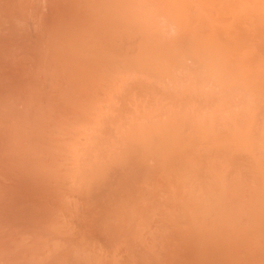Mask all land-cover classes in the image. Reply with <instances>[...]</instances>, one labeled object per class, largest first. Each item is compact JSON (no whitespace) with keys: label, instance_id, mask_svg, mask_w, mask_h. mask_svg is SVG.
<instances>
[{"label":"bare ground","instance_id":"1","mask_svg":"<svg viewBox=\"0 0 264 264\" xmlns=\"http://www.w3.org/2000/svg\"><path fill=\"white\" fill-rule=\"evenodd\" d=\"M218 1L0 0V264H264V51L256 64L262 41L255 43L259 51L254 43H249L255 34L256 38L263 36L258 30L264 15L257 10L262 16L260 23L248 24L246 12L253 8L251 0L232 3L243 12L233 16L238 27L227 34L228 40L242 43L243 49L247 46L243 43H249L254 51L253 56L248 46L245 53H234L233 57L231 50L236 47L214 43L213 33L218 26L211 23V17V27L206 26L203 18L218 11L222 3ZM254 1L263 11L264 0ZM232 8L235 14L237 8ZM219 12L220 15L222 11ZM189 20L196 21L194 24L199 21V29ZM255 25L260 35L255 29L253 32ZM171 26L175 31L179 26L178 31L182 32L173 33ZM187 27L190 32L186 40H193L188 41L189 45L199 46L193 44L195 52L190 50L188 54L191 60L195 59L192 61L198 70L196 66L189 67L203 72L206 79L212 77L209 82L222 80L216 77L220 71L225 72L227 64L223 63H236L238 70L234 73L232 65L226 67L230 74L223 81L224 86L219 85L222 81L216 85L221 92L227 84L230 90L237 86L234 90L245 91L242 98L249 100H244V104L242 93L237 91L244 106L236 110L235 105H241L239 97H235L236 104L229 102L234 103L233 110L219 99L223 110L228 107L227 117L226 110H222L223 114L215 112L216 103V108L212 105L215 110H208L215 112L214 119V112L212 115L203 111L205 105L200 111L203 109L206 114L198 113V117L193 112L198 104L188 108L198 118L191 114L188 117L186 109V115L177 109L170 114L172 110H167L164 119L160 116L169 103L162 107L159 99L156 104L154 100L157 108L154 105L155 109H149L148 99L143 104L142 95L140 105L135 102L139 100L137 94L136 98L132 94L135 101L128 98L133 86L131 80L132 88L126 81L133 69L135 73L146 72L147 77L149 71L151 76L165 72L167 76L160 75L171 81L177 80L179 73L184 77L181 67L185 65L181 63L188 55L183 60L177 42L183 39ZM239 27L244 31L240 32ZM189 45L186 46L192 48ZM202 46L209 47L208 51ZM261 47L264 49V44ZM182 48L186 53L189 50ZM219 51H224V56L218 57ZM173 56L178 67L181 65L177 67L181 69H177L179 73H175L177 62ZM217 60L221 68L211 66ZM167 66L174 70L172 78ZM190 68L187 70L192 71ZM124 71L128 74L124 75ZM189 71V75L195 72ZM195 74H199H192L195 78H204L191 84L194 77L188 76V88L182 83L186 80L180 78L189 91L197 81H207L199 72ZM141 80L142 91L148 83ZM160 80L165 84L157 83L166 87V82H170ZM230 80L231 85L227 83ZM174 82L172 86H178ZM208 83L206 88H201L204 82L201 87L197 84L203 89L201 92L211 88ZM159 85L152 87L164 90ZM135 86L133 91L137 93L138 85ZM170 86L164 90L166 93ZM210 90L209 93L213 89ZM149 93L147 98L153 99ZM173 95L177 102L180 98L176 100ZM220 95L218 98H223ZM165 96L164 93L162 100L159 95L162 101L167 100ZM125 97L135 102L134 110L130 104L127 108V113L128 109L132 111L129 116H134L128 119L123 115L125 126L109 128L108 134L116 131L120 140L113 139L122 143L120 148L107 149L106 131L113 124L112 118L118 116ZM175 101L174 105L180 107ZM141 104L146 107L141 108ZM195 104L196 100L192 106ZM9 186L13 191L7 190ZM6 201L16 204L4 206ZM173 237L182 239L183 244L172 247Z\"/></svg>","mask_w":264,"mask_h":264},{"label":"rangeland","instance_id":"2","mask_svg":"<svg viewBox=\"0 0 264 264\" xmlns=\"http://www.w3.org/2000/svg\"><path fill=\"white\" fill-rule=\"evenodd\" d=\"M253 1H254V0H251L250 2H251V5H252V7H253L254 9L251 7L252 9H251V8H250V9H251L252 11H251V10H248V11L246 12V14L248 13V14H247V20H249V23H248V24H250L251 22H253L254 24H255L256 22H257V23H258V22L260 23V18L262 17L261 14L264 15V8H262L263 11H260V10H259L260 8H258V6H256V5L254 4L255 1H254V2H253ZM218 2H219V3H221V2L223 3L222 0H220V1H218ZM227 2H228V4H227ZM233 2H235V0H226V3H225V1H224V3H223L224 5L221 3L220 8H219L220 11H222L221 14H220L221 16L219 15V13H220V12H219V9H218V11L215 10V11H214L215 13L212 12V13H210V14H207V15H204V16H203V18H204L205 21L207 22V23H206V26L211 27V23H212V22H215L214 24H216V25H214V24H212V25H214L215 27L218 26V27H216V30H215L214 33H213V35H214V36H213V39H216L214 43H217V42H218V43L223 44V45L227 44V45H229L230 48H231V47H232V48H233V47H236V48H233V50H231V52H232V55L235 53V55L238 56V53H239V52H244V51H246L247 49H249V47H250L249 51L252 49V48H251L252 45H249V43H250V44L254 43L253 46L255 47V45L258 44V41H259V42L262 41V42H261L262 44L260 45L261 50H260V48H258V47H257V48L260 50V52H261V51H264V49H262V47H261V46L264 44V38H261L262 40H259V37H264V34H262L263 36H261L260 34H258V32H257V29H258V28H257V29L255 28L257 24H256L254 27H252V28H253L252 30H253V32H255V30H256L255 33H257V34L260 35V36H259L258 38H256L257 35L255 34L254 36H256L255 38H256L257 40L254 38L253 41H252V40L249 41L248 44H247V43H243V46H244L245 44L247 45V46L245 45L246 47H244V49H243V47H241V46H242V43L236 42L235 40H234V41L232 40L234 43H233V42H231V43L229 42V41H231V40H230V39L228 40V35H227V34H230V31H231V29H232L233 27H238V26L236 25V23H235L236 18H235V17L233 18V16H234V15L237 16V15L239 14V12L241 11V10L239 11V8H237L234 4H232ZM231 4H232V6H231ZM233 6H234L235 8H237V11H236L235 14H234L235 11L233 12V9H234V8H232ZM256 7H257V8H256ZM231 8H232V9H231ZM165 9H166V8H165ZM222 9H223L224 11H223ZM225 9H226L227 11H229V12L232 10V11H231V13L233 12V14H231L232 16H230V14H228L229 12H226ZM230 9H231V10H230ZM242 10H243V9H242ZM253 10H254L255 12H254ZM257 10H258L261 14L258 13ZM164 11H165V10H164ZM166 11H167V13H169L168 10H166ZM169 11H170V10H169ZM244 11H245V10H244ZM249 11H251V12H250L251 15L249 14ZM256 11H257V12H256ZM170 12L172 13V11H170ZM218 12H219V13H218ZM223 12H224V13H223ZM242 12H243V11H242ZM242 12H240V13H242ZM164 13H165V12H163V14H164ZM167 13H165L164 15H166ZM171 13H169V14H171ZM173 13H174V12H173ZM173 13H172V14H173ZM217 13H218V14H217ZM226 13H227V15H225ZM256 13H257V14H256ZM169 14H167V15H169ZM212 14H213V15H212ZM214 14H215V17H216V18L214 17ZM244 14H245V13H244ZM196 15H198V12L194 14V18H195V19H194V18H193V19L197 21L198 18H197ZM210 15H211V16H210ZM216 15H218L219 17L216 16ZM224 15H225V17H224ZM241 15H242V14H241ZM241 15H240V16H241ZM249 15L252 16V17H250ZM195 16H196V17H195ZM206 16H207V17H206ZM222 16H223V17H222ZM229 16L233 19L234 22L230 19ZM260 16H261V17H260ZM210 17L213 19V21L210 19ZM220 17H221L222 19H220ZM228 17H229V18H228ZM227 18H228V19H227ZM250 18H253V19L250 20ZM225 19H226V22H225ZM238 19H239V18H238ZM210 20H211V23H209ZM214 20H215V21H214ZM217 20H218V22H216ZM220 20H221V21H220ZM223 20H224V23H222ZM227 20H228V21H227ZM230 20H231L232 22H230ZM196 21H195V22H196ZM189 22H190V23L192 22V24L194 25V28H195V29H199V28H197V27H198L197 24H200L199 21L197 22V24H194L195 22H193V20H192V21L189 20ZM228 22H229V23H228ZM225 23H227V24H225ZM230 23H231V24H230ZM233 23H235L236 26L233 25ZM262 23H263V22H262ZM207 24H208V25H207ZM219 24H220V27H219ZM222 24H223V25H222ZM224 24H225V25H224ZM251 24H252V23H251ZM263 24H264V23H263ZM263 24H262V25H261V24H260V25L258 24V25H259L260 28H261V26H262L263 28H261V29H263V31H264V25H263ZM172 25H173V24H172ZM179 25H180V24H179ZM195 25H196V26H195ZM228 25H229V28H226V26H228ZM230 25H232V26H230ZM187 26H188V25H187ZM222 26H224L225 28L223 27V29H222V28H221ZM171 27H172V26H171ZM177 27L179 28V26H176V28H177ZM185 27H186V25H185ZM185 27L182 26L181 28H185ZM190 27L192 28V26H190ZM230 27H231V28H230ZM240 27H241V26H240ZM240 27L238 28V30H239L240 32H241V30L244 31L243 28H240ZM249 27H250V26H249ZM249 27H248V28H249ZM173 28H175V27H172L171 29H173ZM178 28H177V31H175L176 29H175V30L173 29L174 31L171 30V29H169V30L173 31V33L182 32L181 29L178 31ZM188 28H189V27H187V30H188ZM212 28H213V27H212ZM219 28H221V29H219ZM248 28H247V30H249L251 27H250L249 29H248ZM260 28H259L258 31H259L260 33H261V32L264 33L263 31H261ZM185 29H186V28H185ZM225 29H226V30H225ZM240 29H241V30H240ZM254 29H255V30H254ZM187 30L184 31V32H186V33H183V34H182V35L184 36L183 39H180V40L177 42V46H178L177 49L180 50L179 53H180L181 50H182V53H183V60L185 59V58H184V57H185L184 55H188V54H190L192 51L195 50V49L193 50V47H192L194 43L191 44V45H189V43H191L193 40H192L190 37H189V40H188V39L186 40V36L189 35V32H190V29H189L188 31H187ZM223 30H224V31H223ZM247 30H246V31H247ZM219 31H221L222 33H224L225 36H224V35L220 36L221 33H220ZM217 32L219 33V36H220V37L218 36ZM247 32H248V31H247ZM243 33H244V32H243ZM251 33H252V32H250L249 34L251 35ZM180 34H181V33H180ZM252 34H254V33H252ZM226 35H227V36H226ZM250 35H249V37L252 38ZM216 36H217V37H216ZM223 36H224L225 38H223ZM218 37H219V38H218ZM221 38H223V39L221 40ZM226 38H227V39H226ZM224 39L226 40V42H225ZM219 40H220V42H219ZM223 40H224V41H223ZM254 40H255V42H254ZM185 41H186V42H185ZM188 41H189V43H188ZM184 42H185V44L187 43V44H188L190 47H192V48H189L188 46H186L187 44L185 45ZM221 42H222V43H221ZM223 42H224V43H223ZM251 42H252V43H251ZM256 42H257V43H256ZM237 43H239L240 45L237 44ZM255 43H256V44H255ZM231 44H232V45H231ZM195 45H196V47H199V46H197V45H198L197 43L194 44V46H195ZM258 45H259V44H258ZM258 45H256V46H258ZM182 46L185 47V48H184L185 51H186V47H187V49H189V50H188L189 53H188V52H187V53L184 52ZM204 46H206V45L204 44ZM213 46H214V45H211V47H213ZM248 46H249V47H248ZM202 47H203V46H202ZM254 47H253V48H254ZM181 48H182V49H181ZM194 48H195V47H194ZM200 48H201V47H200ZM200 48H196V49H199V50H200ZM208 48H209V47H208ZM208 48L205 49V48L203 47V50L205 49L206 51H208ZM214 48H217L216 45L214 46ZM246 48H247V49H246ZM257 48L255 47L256 51H259V50H257ZM255 49H254V50H255ZM190 50H191V52H190ZM203 50H200V51H203ZM235 50H236V51H235ZM237 50H238V51H237ZM172 52H174V51H171L170 54H173ZM194 52H195V51H194ZM194 52L192 53V55L194 54ZM222 52H223V55L220 54V53H222ZM250 52H252V50H251ZM185 53H186V54H185ZM244 53H245V52H244ZM253 53H254V51H253L251 54L253 55ZM256 53H257V52H256ZM256 53H255V56H256ZM263 53H264V52H263ZM195 54H196V53H195ZM219 54H220V55H219ZM258 54H259V55L256 56V57H257V62H256V64H258V63L260 62V60L264 57L263 54H262V52H261V53L258 52ZM261 54H262L263 57L261 56ZM216 55H217L218 57H219V56L222 57V56H224V51H219V52L216 53ZM239 55H240V54H239ZM193 56H194V55H193ZM195 56H196V55H195ZM195 56H194V58H195ZM253 56H254V55H253ZM259 56L262 57V58L259 59ZM171 57H172V56H171ZM171 57H170V61H171ZM191 57H192V56H191ZM233 57H234V55H233ZM186 58H187V59L189 58L190 61H189V60L187 61V59H185L184 61H183L181 58L179 59V62H180V63H181V61H183V62L186 61V62H187V63H186V62H185V63L182 62L181 65H182V64L185 65V66H182V67H181V65H180V63H179V65H180L179 67H181L182 70H181V69H178V68H179V67H178V61H176L175 57L173 56V58H172V59H174V60L177 62L176 64L173 63L174 65H176V66H175L176 69L174 68L175 73H176V72L179 73L178 70H181V72H182L181 75H183L184 77L182 78V77L180 76V73L177 74V75L180 76V77H178L179 79L181 78L182 80H183V79L186 80V82H185V81L182 82V83L185 84V85H183V84L181 83V81H182L181 79H180V81L178 80L177 75L175 76V74H173V77L175 76V78H176L177 80H174V78H173V80L176 81V82H178V84H177L178 86L174 85V84H176V83H175L174 81L169 80L167 77H166V78H163L164 75L167 76V74H166L165 72H163V73H165V74L163 75V77L161 76L163 73H162V72L159 73V75L161 74V75H160L161 78L159 77V75L157 76V74H156V76L159 77V78H157V79H159V80H157V79L155 78L156 76L153 75V74H154L153 72H152V73H153L152 76L150 75V74H151V71H149L150 74H149L148 77H147L146 72H142L143 74H142L141 72H137V73H135V72H134V69H133V70H131V69H127L128 71L131 70V72L129 71L128 73H132V72H133V74H134V76H133L134 78L131 77V75H133V74H131V75L127 76L128 80H127V78L125 79V80H127L126 83L128 82L127 86L129 85V83H130L129 81H130V80H131V84H132V86H133V88H132V87H130L131 84L129 85V87L132 88V89H129V87H128L129 91L132 90V92H133V93H132V92L130 93L131 96H129L128 98L131 97V99L133 98V101H135L133 96H135V95L137 94L136 96L139 98V100H138V101H135V102H137L136 105L139 104L140 102H142L143 100H145V101H143V104H147V103L149 102V103H148V104H149V107H147V108H149V109H155V106H156L155 104L158 103V99H159V103H158V104H159V105H162V107L165 106V105L163 106V104L166 103V105H167V104L169 103L170 105L168 104L167 106H169L171 109H170L169 107H164L165 109H164V112H163L162 115H161V111H162L163 109H160L161 111H159V115H161L160 117L163 116V118L165 117L164 114H166V112H168V111H170V110H172V111L168 112L169 114H170L171 112H173V111H174V112L177 111V109H178V111L181 110L180 112H181V114H182V113H185L183 110L186 109L185 111H187L188 108H189V109H191L192 107H193V108H196V107H197V104H198V109H195V110L193 111L194 113H197V116H198V115L201 116L202 113L206 114V113L208 112V110H211V108H212L213 110H215L213 107L216 106V103H217L218 108L221 109V110H218V108H217V109L215 110V112H217V111L220 112V111L223 110V109H222V105L220 104V103H221V100H222L225 104H226V103H229V102L232 103V102L236 101L237 99L235 100L234 98L240 96V93H239L238 96H237V93H236L237 91L242 93V94H241V100L243 101V103H244V104L247 103V102H245L244 100L247 101V99H248L249 97H247V99L245 98V99L243 100L242 95H244L246 92H245V91H244L245 93L242 92V90L239 89V88H238V89L236 88V91H235L234 89H235V87H237V86H235V87L231 86V90H230V89H227V87L229 86V85L227 84V85H226V86H227L226 88L221 87V88H224V90L222 89L223 92H221V90H220V86L223 85V81H224V80L226 81V79L228 78V77L226 78V76H227L228 74H230V72L228 71L229 68L227 69L226 67H229V66L232 65L233 68H235V67H234V66H236V63H234L235 61H234V62H231V63H234V65L231 64V65H229V66H228V63H223V65L227 64V66H226V67L224 66V68H223V69H225V70H224L225 72L220 71V69H219V71H220L221 73H218V74H220V76H217L216 78H217L218 80L222 79V80H221L222 83H221V81H218L219 83H221V84H219L220 86L216 85L218 82L215 84V83H213V80H212V81L210 80L211 82L208 81V80H209L208 78H211V79H212V77H207V79H206V75L201 74V73H203V72L198 71V72L201 74V76H202V75L205 76V80H207L206 82H207V83H208V82L210 83V87H211L210 89H213V90H215V89H216V90H219V91H217L218 93L214 92L213 90H212V92L209 93V90H210V89L207 88L208 91L205 89L204 92H208V93H206V99H205L206 102H205V100H204V98H205V94H204L203 91L201 92V90H203V89H201V88H204V87L206 88V85H207V84H205L206 82H205L203 79H202V80H203L202 82H204V86H202V82H199V83H200V84H199L198 81H197V83L195 82V83H196V84H195L196 87L193 86V87H194V88H193L192 85H191L190 91H191L192 89H194V90H192L191 94H190L189 89H187V88H188L187 85H188V83H190V82H189V78H187V77H188V76L191 77L192 74L195 75V76L198 75V77H199V74H197V75L195 74V72L198 73V72L196 71V69L198 68V65L196 64V62H193L195 59H192V60H193V61H192L191 58H190V55H188V57H186ZM192 58H193V57H192ZM215 58H216V56H215ZM232 60H233V59H232ZM232 60H231V61H232ZM234 60H236V57H235ZM191 62H192V63H191ZM216 62L219 63L218 60L215 61L214 63H216ZM188 63H189V64H188ZM194 63H195V65H194ZM212 63H213V62H212ZM217 63H216V64H211V66H212V65H213V66H215V65H218V66H219V64H217ZM9 64H10V63H9ZM229 64H230V63H229ZM167 65H168V64H167ZM174 65H173V66H174ZM186 65H187L188 67H187ZM189 65H190V67H192V66L195 67V66H196V69H193L194 67H193V68H190ZM168 66L171 68L172 65L169 64ZM168 66H167V67H168ZM232 66H231V67H232ZM167 67H166V69H167ZM169 67H168V68H169ZM177 67H178V68H177ZM184 67H187L188 69L190 68V70L192 69V71L195 70V72H194V71H193V72H192V71H189V70H187V68H184ZM219 67H220V66H219ZM237 67H238V66H237ZM170 68H169V69H170ZM172 68H173V67H172ZM183 68H184V70H183ZM220 68H221V67H220ZM169 69H167V71H168ZM177 69H178V70H177ZM223 69H222V70H223ZM226 69H227V70H226ZM174 70L172 71V69H170L169 72L172 71V72L174 73ZM186 70H187V71H186ZM197 70H198V69H197ZM231 70H233V69H231ZM237 70H238V69L235 68L234 71H232L231 73H234V72L237 71ZM188 71H189V73L192 72V74L189 75V74L187 73ZM227 71H228V72H227ZM124 72H125V73H124ZM124 72H123L124 75L128 74L127 71H124ZM172 72L168 75V76L171 75L170 78H172ZM184 72L186 73V75H184ZM217 72H218V71H217ZM167 73H168V72H167ZM207 73H208V72L205 71V74H207ZM139 74H142V75H141V78H140V77H139V78H136V77L139 76ZM144 74H145V75H144ZM147 74H148V70H147ZM187 74H188V76H187ZM137 75H138V76H137ZM193 75H192V76H193ZM145 76H146L148 79H147V78H143V77H145ZM207 76H210V75H207ZM229 76H230V75H229ZM232 76H233V75H232ZM232 76H231L230 78H233V77H234V76H233V77H232ZM129 77H130V78H129ZM152 77H153V78H152ZM193 77H194V76H193ZM198 77H197V78L194 77V78H193V79H194L193 81H192V78H191V79H190L191 84H192V82H193V84H194L195 79H196V80H201V78H204V77H200V78H198ZM220 77H222V78H220ZM149 78H151V79H149ZM133 79H134V80H133ZM138 79H139V81H137ZM141 79H142V80H141ZM143 79H144V80L147 79L148 82H147V80L144 81ZM153 79H154V80H157V82H158V81L160 82V81H161L160 79H164V80H165V79H166V80L168 79L167 81H170V82H169V83L166 82V83H167V87H166V85H164V86L162 85V83L165 84V82H163V81H161L162 83H157L156 81H154V82H156L157 84L162 85L163 87L160 86V85H159V86H160L162 89L166 90V91H167V88H169L168 86H170V85H168V84H171L172 82H173L174 84H173V86H172V84H171L170 89H169V91H168L167 93H166V91H164V90H160V91H161V94H160L159 88H157L158 86H156V89H155V90H154V87H155V86L152 87V85H157L156 83L154 84V82L152 81ZM187 79H188V81H187ZM217 79H216V80H217ZM140 80H141V82H143V83L145 82V84H147V83H148V84H151V83H152V84H151V85H148V84H147V86L144 85V87L147 88V89H144V87L141 86V87H142V91H141V90H140V89H141V88H140V84H139ZM149 80H151V81L149 82ZM228 80H229V79H228ZM231 80H232V79H231ZM231 80H230V81H227V83L230 82V85H231ZM136 81H137V82H136ZM132 82L137 83L138 86H137L136 84L132 83ZM179 82H180V83H179ZM214 82H216V81L214 80ZM209 83H208V84H209ZM211 83H212V84H215L216 86H215V85H212ZM197 84H199V86L201 85L202 87L200 86L201 88L199 89V86H198ZM224 84H226V83L224 82ZM232 84H233V83H232ZM135 85L137 86V90L135 89V90L137 91V93H136L135 91H133ZM141 85H143V84L141 83ZM182 85L185 86V87H187V88L183 87ZM211 85H212V86H211ZM234 85H235V84H234ZM136 86H135V87H136ZM174 86H175L176 88H175ZM188 86H190V85H188ZM208 86H209V85H207V87H208ZM214 86H215V88H214ZM223 86H224V85H223ZM165 87H166V89H165ZM171 87H172V88H171ZM173 87H174V88H173ZM181 87H182L183 90L185 89V90H184L185 93H184L183 91H180V90H179V89H181ZM212 87H213V88H212ZM218 87H219V88H218ZM149 88H150V89H149ZM151 88H152V89H151ZM197 88L199 89L198 93H197ZM232 88H233V89H232ZM176 89H177V91H176ZM186 89H187V92H188V93L186 92ZM225 89H226V90H225ZM150 90H151V91H150ZM157 90H158V92H156ZM178 90H179V91H178ZM216 90H215V91H216ZM227 90H228V91H227ZM232 90H233V91H232ZM239 90H240V91H239ZM147 91H148V92H147ZM152 91H154L155 93H154V92H153L154 94L149 93V92H152ZM163 91H164V92H163ZM172 91H173V92H172ZM195 91H196V92H195ZM210 91H211V90H210ZM224 91H225V92H224ZM230 91H231V92H230ZM234 91H235V92H234ZM141 92H142V93H141ZM171 92H172L173 94H175V96H177V97H176V100H178V99L180 98L177 102L175 101V99H174V95H173ZM174 92H175V93H174ZM177 92H180V93L177 94ZM199 92H200V95H199V96H200V98H202V99H201L202 101L200 100L199 96H197V95L199 94ZM220 92H221V95H220ZM226 92H227V93H226ZM134 93H135V94H134ZM148 93H149V95H150L151 97H152V95L154 96L153 99L150 98V100L152 99L151 102H150L149 98H147V97H148V96H147ZM164 93H165V95H166L164 98H167V100L164 99V101H162V100H163V95H164ZM193 93H194L195 95H194ZM196 93H197V95H196ZM211 93H213V95H212ZM224 93H225L226 95H224ZM229 93H231L232 95L235 94V96H232V95H230ZM128 94H129V92H128ZM132 94H134V95L132 96ZM146 94H147V95H146ZM155 94H157V95H155ZM169 94H170L171 96H170ZM185 94H186V95H185ZM192 94L194 95L193 97H192V96H191V97H186L187 95L190 96V95H192ZM207 94L209 95L208 97H207ZM210 94H211L212 96H211ZM215 94H216V97H215ZM246 94H247V93H246ZM139 95H142L144 98H145V97H146V98L144 99V98L142 97V98H143V100H142L141 96L139 97ZM159 95H160V97H161V95H162V100L160 99ZM167 95H168V96H167ZM181 95H182L183 97H181ZM218 95H220V96L223 97V98H218V97H219ZM229 95H230V96H229ZM136 96H135V98H136ZM150 96H149V97H150ZM172 96H173V97H172ZM195 96L198 98V100H197V98L194 99ZM203 96H204V97H203ZM213 96L215 97V99L218 98V101H219V102H218L217 100H215V99L213 98ZM224 96H225V98H224ZM227 96H229V97H227ZM231 96H232V98H233V101H231V100H232ZM246 96H247V95H246ZM209 97H210V98H209ZM243 97H245V96H243ZM186 98H187V99H190V100H187ZM192 98H193V99H192ZM126 99H127V97H125V101H126V102H128V100H131V99H127V100H126ZM140 99H141L142 101H141ZM147 99H148V102H147ZM181 99H183V101H182ZM210 99H211V100H210ZM212 99H214V103H213V100H212ZM219 99H221V100H219ZM136 100H137V99H136ZM154 100L157 101V102H154ZM160 100H161V101H160ZM180 100H181V101H180ZM186 100H187L188 102H187ZM192 100H194V101H192ZM195 100H196V104H195L196 106H195V105L192 106V104L195 103ZM228 100H230V101H228ZM241 100H240V97H239V100H237V101L240 102V105L242 104ZM248 100H249V99H248ZM125 101H123L122 103H123V106L126 107V109H122L123 106H122V104H120L121 106H120V109H119V111H118L119 114H118L117 112L115 113V114H118V116L116 115V119H114V117L112 118V119H113V124L116 125V127H114L113 124H111V125H110L111 127H110V126L108 127V132L106 131L105 137H106L107 140H106V139H105V140H106L107 143H105L104 147H107V149H115V148H120V147H121V146H120V145H121L120 143H122V142L119 141V144H120V145H119V144L117 143L118 141L115 142V140H114V139L117 140V138H119V137L116 136V135H118V134H116V131H112V132H111V135H109V134H110V131H111V130H114V128L117 130V128H119V126L122 127V126H125V125H126V123L123 122V121H124V120H123V115L127 116L128 119H129V118H132V117L134 116V114H133L132 116H129V113H130V115H131V112H132V111L130 112L129 109H128V113H127V108H128V106L130 107V105L132 106V104H134L135 102L132 103L133 101L131 100V101H130L131 103L129 102V103L126 104ZM174 101H175L176 103L179 102L178 105L180 104L181 106H180V107H179V106H178V107L175 106V105H174V104H175ZM184 101H186L187 103L184 102ZM124 102H125V104H124ZM153 102L155 103V104H154L155 106L153 105ZM162 102H164V103H162ZM180 102H181V103H180ZM182 102H183V105H185V106L188 105V106H187V107L184 106V107H185V108H184L183 105H182ZM191 102H194V103H191ZM207 102H208V103L211 102V103L208 104ZM204 103H205V104H204ZM212 103H213V104H212ZM224 103H223V104H224ZM231 103L228 104V105H229V109H230V108L233 109V108L237 107L236 110H238L240 107L244 106V105L239 106V104H238V105H235V107H231L232 105L234 106V103H235V102H234L232 105H231ZM237 103H238V102H237ZM128 104H130V105H128ZM143 104H141V108L146 107V106H144ZM171 104L174 105V106H172ZM186 104H187V105H186ZM190 104H191V105H190ZM199 104H200V105H199ZM207 104H208V105H207ZM218 104H220L221 107H219ZM225 104H224V105H225ZM235 104H236V103H235ZM125 105H127V106H125ZM134 105H135V104H134ZM139 105H140V104H139ZM142 105H143L144 107H142ZM189 105H190V107H189ZM203 105H205L206 109H205V107H204ZM212 105H213V107H212ZM214 105H215V106H214ZM147 106H148V105H147ZM152 106H153V107H152ZM171 106L173 107V109H172ZM201 106H203V109H204V110H203V109H202V110H203V111H206V113H205V112H202V110L200 111V109L202 108ZM209 106H210V107H209ZM217 106H216V107H217ZM134 107H135V106H132V107H131L132 109H131V108H130V109H131V110H134ZM137 107H138V106H136V108H137ZM174 107H175V108H174ZM182 107H183V108H182ZM199 107H200V108H199ZM216 107H215V108H216ZM225 107L228 109L227 106H225ZM238 107H239V108H238ZM136 108H135V110H136ZM141 108H140V109H141ZM156 108H157V106H156ZM181 108H182V109H181ZM226 108H224V110H226V112H224V113H225V116L227 117V116H228V115H227L228 112H227V109H226ZM174 109H175V110H174ZM232 109H231V110H232ZM240 109H241V108H240ZM242 109H243V108H242ZM125 110H126V111H125ZM167 110H168V111H167ZM224 110H223V111H224ZM233 110H234V109H233ZM121 111H122V112L124 111L125 114H120ZM178 111H177V112H178ZM182 111H183V112H182ZM195 111H199V112H195ZM223 111L220 112V113L223 114ZM229 111H230V110H229ZM122 112H121V113H122ZM180 112H179V113H180ZM193 112L190 111V113H189V110H188V113H189V114H187V116L189 117L190 114H191V117H192V118H194V119H195V118H198L199 116L196 117V115H195V117H193V116H194V115H193V114H194ZM209 112H210V111H209ZM209 112H208V113H209ZM211 112H214V111H211ZM211 112H210V114H212ZM215 112L213 113L214 115L212 114L213 117L211 116L213 119H214V116H215ZM230 112H231V111H230ZM230 112H229V113H230ZM126 113H127L128 115H127ZM179 113H178V114H179ZM198 113H201V114H198ZM204 114H202V116H203ZM216 114H218V113H216ZM222 114H219V115L221 116ZM121 115H122V119H121L122 121H120V117H121ZM159 115H158V116H159ZM183 115H186V113L183 114ZM208 115H209V114H208ZM208 115H207V116H208ZM125 116H124V117H125ZM167 116H168V115H166V117H167ZM207 116H204V117L208 118ZM225 116L223 115V117H225ZM117 117H118V119H117ZM127 117H125V122L128 121ZM156 117H157V116H156ZM160 117H157V118H158V119H161ZM166 117H165V118H166ZM181 117H182V116H181ZM184 117L186 118V116H184ZM216 117H219V116L216 115ZM165 118H164V119H165ZM182 118H183V117H182ZM200 118H202V117H200ZM206 118H205V119H206ZM186 119H187V118H186ZM220 119H223V118L221 117ZM118 120H119L120 122H119ZM216 121H217V120H216ZM218 121H219V119H218ZM218 121H217V124H218L221 120H220L219 122H218ZM115 122H117V124H116ZM118 122H119V123H118ZM122 122H123V125H122ZM220 123L222 124V121H221ZM221 124H220V125H221ZM117 126H118V127H117ZM109 128H110L111 130H110ZM108 133H109V134H108ZM112 136H113V137H112ZM110 137H112V139L114 138L113 141H112V139H111ZM108 138H109V139H108ZM119 140H120V138H119ZM110 143H111L112 145H111ZM115 143H116V144H115ZM107 144H108V145H111L113 148H112L111 146L108 147ZM117 144H118V145H117ZM106 145H107V146H106ZM113 145H115V146H113ZM116 150H117V149H116ZM9 187H10V186H9ZM6 189H7V188H6ZM10 189H11V187H10L9 189H7V190H10ZM11 190H12V189H11ZM12 191H13V190H12ZM7 193H9V194L11 195V196L9 195V197H10L9 199L11 200L12 192L9 191V192H7ZM9 199H8V201H9ZM3 203H4V202H3ZM7 203H8V204H7ZM11 203H12V202H11ZM11 203H10L11 206L16 204V203H15V204H11ZM3 205H4V206H5V205L8 206V205H9V202L6 201V203L3 204ZM3 205H1V206H3ZM10 205H9V207H10ZM5 208H6V207H5ZM7 224H8V223H7ZM173 238H174V239H173ZM173 238H172V241H171V243H172L171 246H172V247H175V246H181V245L183 244V240H182V239H176V238H178V237H173ZM175 239H176V240H175ZM174 242H175V243H174ZM176 243H177V244H176ZM179 244H180V245H179Z\"/></svg>","mask_w":264,"mask_h":264}]
</instances>
